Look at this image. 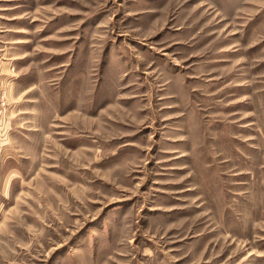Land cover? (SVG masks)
Returning a JSON list of instances; mask_svg holds the SVG:
<instances>
[{
	"label": "rangeland",
	"instance_id": "1",
	"mask_svg": "<svg viewBox=\"0 0 264 264\" xmlns=\"http://www.w3.org/2000/svg\"><path fill=\"white\" fill-rule=\"evenodd\" d=\"M0 264H264V0H0Z\"/></svg>",
	"mask_w": 264,
	"mask_h": 264
}]
</instances>
